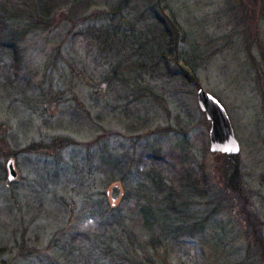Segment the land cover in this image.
<instances>
[{
  "label": "rangeland",
  "instance_id": "obj_1",
  "mask_svg": "<svg viewBox=\"0 0 264 264\" xmlns=\"http://www.w3.org/2000/svg\"><path fill=\"white\" fill-rule=\"evenodd\" d=\"M161 3L185 35L181 64L193 83L182 75H147L143 81L153 92L130 93L122 83L104 82L112 64L88 52L64 28L28 38L21 69H0V147L7 155L4 167L13 160L18 172L12 182L8 173L0 177V264H82L57 257V250L69 252L74 235L99 236L111 229L110 208L122 211L127 232L148 240L139 211L151 188L145 173L154 165L148 158L155 150L166 155L156 168L167 183L190 171L198 186L192 184L184 194L192 215L219 211L202 233L174 240L171 264H223L216 261L222 252L218 244L226 245L227 264L263 260L247 224L260 223L264 241V96L259 91L264 76L256 71L254 56L262 59L258 45L254 56L249 53L257 18L264 47V17L257 12L264 0ZM248 24L251 33H244ZM58 43L64 44V60L60 55L57 68L46 67ZM69 62L77 65L75 74ZM200 87L228 113L241 146L240 155L229 159L238 168L237 187L244 189L228 188L223 171L229 161L210 151L211 123L198 104ZM44 95L50 96L44 101ZM64 138L71 145L55 144ZM114 186L122 191L115 203ZM248 242H253L250 256Z\"/></svg>",
  "mask_w": 264,
  "mask_h": 264
},
{
  "label": "trees",
  "instance_id": "obj_2",
  "mask_svg": "<svg viewBox=\"0 0 264 264\" xmlns=\"http://www.w3.org/2000/svg\"><path fill=\"white\" fill-rule=\"evenodd\" d=\"M109 2V0H0L1 71L7 68L21 69L23 51L28 38L50 36L64 28L69 30L67 36H74L81 45L86 46L88 52H97L101 57L99 59H104L106 64H112L111 70L102 75L104 82L122 83L129 87L130 93L153 92L147 89L148 85L143 81L147 75L152 78L156 75L169 78L182 75L187 82H195L189 70L181 64L186 55L181 50L185 35L174 19L165 12L161 0L156 5L150 1L144 4V7L141 0H118L117 4ZM258 3L260 4V1ZM91 8L94 10L90 11ZM140 8L144 10L138 12ZM261 8L263 9L257 12L264 17L263 3ZM241 14L250 16L248 11H242ZM259 20L258 18L254 20L256 29L255 36H252L255 40L249 53L254 56L253 49L258 45L262 59L257 61L254 56L257 63L256 71H262L264 76V47L260 43L257 28ZM246 32L251 33L250 24L244 28V33ZM63 45L58 43L54 46L45 61L46 67H58V56L63 52ZM61 58L64 60L63 55ZM68 65L75 74L77 65L70 62ZM262 84L264 85V82ZM259 91L264 96V88ZM49 96L44 95L43 100ZM55 144L66 146L71 145V141L64 138ZM169 156L172 159L176 158L172 154ZM5 158L7 155L0 147L1 179L3 176L6 177L7 173L3 163ZM148 159L154 164L151 170L145 173L151 180V188L144 193L147 202L139 211L144 230L148 232V240L140 241L137 234L127 232L126 218L122 211L110 208L111 229L106 228L99 236L74 235L70 242L71 250L65 253L63 250H57V257L62 255L66 261H79L82 264H171L170 258L175 250L174 240L191 238L205 230L208 220L219 211L210 209L202 218L190 213L188 201L184 198L185 192L196 183L190 171H181L180 178L175 177L170 180L171 183H167L156 168V165L162 163L161 160L166 159V155L155 150ZM226 159L230 166L224 167L223 172L227 175L228 188L234 191L244 189L241 186L237 187L238 168L233 165L231 158L226 156ZM115 163L120 164V161ZM55 176L60 177V173L57 172ZM176 180L179 182L178 186ZM195 188L198 186L195 185ZM202 194L206 193L202 191ZM259 225L260 223L247 224V234L254 238L259 255H264V241L258 230L262 225ZM251 243L253 242H248L249 256L252 250ZM218 245L221 246L222 252L216 261L224 260V264L229 258L227 248L226 245L223 247L221 244ZM258 263L264 264V258L259 259ZM239 264H246V261Z\"/></svg>",
  "mask_w": 264,
  "mask_h": 264
},
{
  "label": "water",
  "instance_id": "obj_3",
  "mask_svg": "<svg viewBox=\"0 0 264 264\" xmlns=\"http://www.w3.org/2000/svg\"><path fill=\"white\" fill-rule=\"evenodd\" d=\"M197 99L200 109L205 113L211 123L210 130V151L214 154H222L228 157L240 155L241 146L235 136V132L228 116V113L221 102L209 94L204 88L200 87L197 92ZM8 180L15 181L18 172L13 160L7 163ZM120 186H114L111 191L113 203L121 197Z\"/></svg>",
  "mask_w": 264,
  "mask_h": 264
}]
</instances>
